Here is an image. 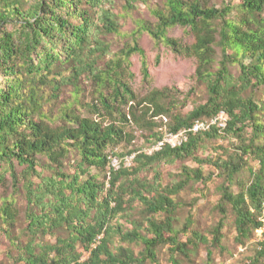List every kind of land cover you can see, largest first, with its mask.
Returning a JSON list of instances; mask_svg holds the SVG:
<instances>
[{
    "label": "trees",
    "instance_id": "obj_1",
    "mask_svg": "<svg viewBox=\"0 0 264 264\" xmlns=\"http://www.w3.org/2000/svg\"><path fill=\"white\" fill-rule=\"evenodd\" d=\"M91 1L36 0L25 8L24 0H0V186L9 174L12 193H23L26 199L19 233L16 200L5 199L0 209V234L17 251L10 256L13 264H145L156 261L161 245H169L172 264H181L177 256L191 261L200 244L221 245L229 209L235 215L236 239L249 240L264 228V100L247 95L264 85V0H235L238 19L231 16L236 5L217 8L207 0H165L152 11L156 21L143 28L175 53L195 58L197 78L208 86L206 102L185 116L172 113L177 96L169 87L143 96L135 92L133 54L142 57L144 78L150 76L136 40L100 66L110 55L100 35L119 33L120 26L104 0ZM175 26L188 28L194 41L170 37L168 31ZM233 65L239 68L237 77L231 73ZM84 75L96 86L95 100L84 104L77 96L54 119L56 103L48 111L46 105L58 101L68 83L77 94ZM221 113L225 127L213 124L190 131L197 121ZM165 117L170 121L164 132ZM130 127L149 131L153 148L167 133L187 132L176 146L129 151L127 155L134 154L132 165L121 162L116 169L112 160L120 155L112 149L133 142ZM224 137L240 141L237 151L225 149L227 160L197 156L205 141ZM73 154L69 172L66 161ZM251 154L260 167L235 192V176ZM190 157L216 167L225 178L217 204L222 217L211 238L192 229L191 215L183 229L176 228V196L191 182L205 184L212 177L202 168L183 166L178 178L166 183L159 171L161 164ZM17 164L24 169L18 172ZM104 171L108 180L101 178ZM146 172L153 177L144 176ZM58 230L66 236L48 242ZM182 231L191 233L185 241L179 238ZM132 245L142 246L141 251L136 253ZM211 256L209 249V264ZM249 264H264V233Z\"/></svg>",
    "mask_w": 264,
    "mask_h": 264
},
{
    "label": "rangeland",
    "instance_id": "obj_2",
    "mask_svg": "<svg viewBox=\"0 0 264 264\" xmlns=\"http://www.w3.org/2000/svg\"><path fill=\"white\" fill-rule=\"evenodd\" d=\"M36 0H24L25 8L30 7ZM89 1V0H88ZM111 1L112 6L107 2ZM165 0H104V8L112 7V12L117 15L118 23L120 26L119 33L101 34L100 38L109 46L110 55L104 57L99 61L100 66L105 65L109 58L120 53L125 47L132 45L136 40L139 46L144 50L147 65L149 69V78L145 79L142 69V57L140 54L135 53L130 57L131 68L130 71L134 74L131 80V85L135 92L140 96H143L151 90L163 89L169 87L173 89L176 94L175 109L172 110L173 114H181L185 116L189 114L195 107L206 102L208 97V86L206 83L198 80L196 75L197 62L195 58L186 57L175 53L169 46L165 45L161 41L154 40L150 34L143 28L144 24H150L156 21L153 14V10L164 4ZM91 2H94L92 0ZM211 6L220 8L224 4L236 5L232 11L233 18H239L240 9L237 7V1L235 0H207ZM96 5V4H95ZM97 11V8H92ZM94 17L97 22L99 16L94 13ZM100 24V22H99ZM168 35L183 43H192L194 37L188 28L181 26H175L169 29ZM220 58V50L217 49V59ZM231 73L236 77L239 75V68L236 65L231 66ZM50 89L48 90V93ZM96 86L91 78L84 75L79 81V88L77 94L75 93L74 86L66 84L61 89V95L58 101H52L51 104L46 105L45 110L48 111L49 106L54 105L55 115L54 119H58L60 116L61 108L66 104H74L76 97L78 102L84 104L95 100ZM247 95L252 96L256 100H264V85L258 87L255 90H249ZM84 114H90L87 109H80ZM208 120V119H207ZM264 121V115L261 118ZM169 118H163V130L166 131V125L169 123ZM206 121V120H204ZM135 139L131 144L122 143L112 150L120 157H115L113 160H117L120 164L125 162L127 166L132 165L131 157L134 154L127 155L129 151L134 149H141L144 152H151L153 147L150 145L148 137L149 131L130 127ZM248 135L251 134V129L248 131ZM263 141V140H262ZM240 141L234 138H219L204 142L198 152L199 158H207L221 156L224 160L228 157L225 153V149L230 152L237 151V146ZM124 155V157H123ZM75 155L73 154L69 160L66 161V169L69 172L73 171ZM183 166L190 168H202L205 176L210 175L212 178L205 184L202 182H191L183 191L176 196V200L179 203V209L177 212L178 221L176 222L177 229H183L187 218L191 215L193 219L192 229L198 230L204 235L211 238V230L218 223L222 217L221 212L217 208V204L221 197V187L225 183V178L222 173L216 167L199 164L192 157L185 160H178L173 164H161L159 171L163 180L166 183H170L178 178V174L181 172ZM259 161L254 154L248 155L246 167L235 176V184L232 189L237 192L240 187V183H247L252 178V171L255 172L259 168ZM18 172L24 169V166H16ZM97 172V170H94ZM147 178L151 179L154 175L153 172L144 173ZM103 180H108V173L104 171L101 174ZM7 182L4 186H0V209L3 201L7 198L16 200V207L20 211V219L16 232H21L20 229L24 226L25 220V208L26 199L23 193L14 195L12 193V181L9 174L6 175ZM235 215L228 210L227 218L225 219V225L222 230L223 238L220 246L212 247L210 245L200 244L198 250L192 254V260H188L182 255H178L177 258L181 261V264H209L208 262V250L212 251L211 264H249L251 257L255 254L257 243L262 239L264 228L257 230L255 234L247 241L243 243L236 239L237 231L235 228ZM65 230H58L53 237H47L48 242H55L57 236H66ZM190 231H182L179 235L180 240L185 241L190 237ZM26 240L25 238H23ZM136 253L140 252L142 246L132 245ZM17 251L13 248V245L9 238L0 234V264H13L11 255H16ZM145 264H172L171 255L169 253V245H161L157 249L156 261H146Z\"/></svg>",
    "mask_w": 264,
    "mask_h": 264
},
{
    "label": "built area",
    "instance_id": "obj_3",
    "mask_svg": "<svg viewBox=\"0 0 264 264\" xmlns=\"http://www.w3.org/2000/svg\"><path fill=\"white\" fill-rule=\"evenodd\" d=\"M217 124L220 127H225V115L221 113L219 117L208 120V121H197L190 131L197 132L202 129H207L210 125ZM187 130H181L179 133H167L162 141L158 142L157 145L153 148L155 150L160 149L165 143H169L172 146H176L180 144L182 140L185 138ZM133 156L131 157V159ZM112 166L116 169L120 167V164L117 160H112ZM86 258V256H85ZM83 258V259H85ZM82 259V260H83Z\"/></svg>",
    "mask_w": 264,
    "mask_h": 264
}]
</instances>
